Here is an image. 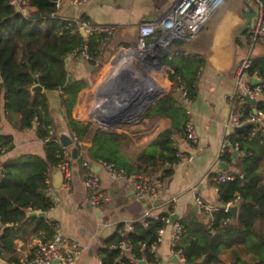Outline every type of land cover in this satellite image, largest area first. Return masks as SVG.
<instances>
[{"label": "crops", "instance_id": "1", "mask_svg": "<svg viewBox=\"0 0 264 264\" xmlns=\"http://www.w3.org/2000/svg\"><path fill=\"white\" fill-rule=\"evenodd\" d=\"M28 1H21L20 3L24 4ZM175 1L89 0L82 5L75 6L71 4V0H58L57 17L74 21L79 26L82 23L80 21H83L93 25H110L114 27L112 34L107 39L105 38L97 67H92L84 59L81 61V58H70L65 65L69 76L82 79L87 83V86L78 94L71 112L72 118L81 123L89 124L94 129L123 135L124 140L120 146V152L129 163L135 162L139 152L160 131L170 126V119L166 116L154 114L148 118H142L146 110L150 109L157 100L163 98L161 94L165 84L161 83L152 74L151 79H146L149 83L148 89L154 92L159 90V98L151 103L131 124L108 128L103 126L100 121L101 110L105 105L103 79L110 78L115 69H119L120 65L118 66V64L121 60L128 56H134L131 52L120 56L122 50L117 55L116 53L120 46H133L135 44L138 36V25L142 22L158 20ZM231 2L237 8L236 12L233 10L226 17L228 21L227 28L234 27L236 30L234 41L232 39L235 46L233 51H231L232 49H224L229 45V39L224 37V32H216L212 39H206L202 43L198 42V35L192 40L174 41L169 47L170 54L174 55V58L169 59L167 55L162 58L165 63L163 72L158 64L150 62L151 69H157L159 73H165V76L172 73L176 75L180 70L177 68V56L174 51L181 52L184 56L195 57L203 62L198 69V77L194 83L195 94L193 98L188 102H181V96L176 93L185 111L191 112L199 136V142L191 146L178 133L175 135L177 147L186 154H191L192 158L190 160H179L174 164L171 167L170 176L162 180V187L158 195L150 199H139L135 195L133 185L129 180L113 177L107 170L101 168L97 172V176L100 180V189L105 194L106 199L97 207L90 204L84 186V179L89 169L83 168L78 159L70 162V178L68 180L64 179L57 166L50 167L47 173L45 193L51 197L53 205L48 211L44 212L43 217H33L28 215L33 210L18 208V204L14 203L13 216L15 220L11 225H13L16 232L15 245L11 254H5L4 257L0 255V264H11L13 260L17 261L21 257L30 254L38 241L53 236L51 235L52 229L45 230L41 226V219L57 224L61 233L80 245L81 252L75 264H100L98 250L115 232L116 228L123 224L125 229L128 223L139 220L145 217L146 214L152 216L160 214L171 216L174 214L176 215L175 219L185 218L205 225L211 221L212 214L209 215V213L202 210L197 205L196 198H200L212 209V212L223 207L218 198L215 184L217 181L212 180L211 176L237 173L238 161L242 156V153L237 151L236 157H233L232 150L229 148L230 140L239 136L240 132H235L228 123L230 112L236 107L235 104L232 105L229 102V97L236 91L232 68L234 69L237 61L248 51L245 48H238L239 44L237 43L240 36H237V31L244 21L243 9L247 7L246 2L243 0H231ZM25 8L28 11H34L33 7ZM203 30L208 31L209 27L206 25ZM242 38L244 41L245 33ZM251 54H253V51ZM260 54H264V43L261 44L254 56ZM119 56L121 59H118ZM142 63L141 68L148 71L149 66L147 67L146 60ZM166 64L171 68L167 67ZM100 67H102L101 72L98 71ZM165 80L169 87L172 86L171 90L174 82L172 84L168 77ZM41 92L46 95L55 133L59 136V139L60 135L63 134L70 137L72 133L67 124L60 90L43 89ZM98 100L103 101V105L96 108ZM5 114L2 112L0 134L12 135L13 141L12 146L0 155V166L23 155L44 156V143L36 135V124H33L34 127L18 130L13 127ZM260 143L264 146L262 140H260ZM89 144L87 138L81 142L83 147H88ZM221 152L223 154L229 153L230 159L227 161L222 159L223 155L221 157L219 155ZM224 165L227 166L226 169H224ZM10 168L12 176L20 173V168L17 165H12ZM160 174L161 170L155 173H147L150 180H154ZM59 183L60 185H58ZM9 188L12 190L14 186H9ZM173 224L170 223V220L168 221L160 242L154 248L159 264H184L183 259L176 256L171 249ZM53 233L54 231H52ZM123 254L129 256L128 250L124 251ZM9 257L13 259L9 260ZM247 260L251 262V259ZM145 264L147 263L145 262ZM213 264H232L231 250H222L219 260Z\"/></svg>", "mask_w": 264, "mask_h": 264}, {"label": "trees", "instance_id": "2", "mask_svg": "<svg viewBox=\"0 0 264 264\" xmlns=\"http://www.w3.org/2000/svg\"><path fill=\"white\" fill-rule=\"evenodd\" d=\"M55 2L56 0H29L27 3H20L21 10L33 7L31 14L40 12L42 16L51 15L41 20H29L21 11H16L11 0H0V123L3 112L18 130L31 128L36 124L38 138L44 139L52 132L59 139L54 131L46 95L31 88L37 83L44 90H60L70 132L77 136L78 141L82 142L87 138L90 142L88 147L78 145L83 151L78 158L83 168H87L83 166L84 158H90L97 163L112 164L126 175L140 171L147 175L161 170V174L155 179L164 180L170 176L171 167L179 160L175 135L178 133L184 137L183 127L187 119V113L181 104L184 100L181 99L180 102L176 93L181 98L183 93L188 100L193 98L194 83L203 62L174 51L177 68L180 69L174 83L182 88H172L142 115V118L154 114L166 116L170 119V126L160 131L139 152L135 162L129 163L120 152L123 135L94 129L71 116L78 94L87 83L69 76L64 60L72 52L79 54L83 46H86L89 58L87 61L90 64L97 62L106 35L92 32L83 36L76 22L57 17ZM253 71L264 79V54H251L250 72ZM172 75L173 73L169 76L170 81ZM167 90L165 84L161 95ZM158 95L159 90L155 97ZM247 105L252 106L250 103ZM254 105L263 108L264 102H256ZM239 134L230 140L232 145L238 144L237 150L242 153L237 165L238 172L233 174L234 178L231 180L215 183L223 207L212 212V220L206 225L185 218L174 220L181 226L182 234L173 250L181 251L184 264H213L219 260L224 249L231 250L232 264L264 263V146L260 143V140L264 143V133L257 131L249 137L244 130ZM12 141V135L0 134V149L6 146V152L12 146ZM61 154L59 142L47 141L44 143V156L23 155L0 166V255L3 257L11 254L15 245L16 232L11 225L15 220L14 203L18 204V208L40 212L48 211L53 205L51 197L44 191L47 189L48 169L58 164ZM222 159L229 160V153L223 154ZM12 165L20 168L18 175L12 176ZM9 186H14V189L10 190ZM237 196L240 200L235 203L238 210L234 221L224 205L233 202ZM169 217V214H160L157 218L147 215L131 222L132 231L123 235L121 232L124 225L120 224L98 250L100 264H136L140 260L147 264L159 262L151 247L158 245V230L168 224ZM40 224L45 230L52 229L51 235L54 234V229L45 220L41 219ZM121 241L127 243L129 256L119 248ZM247 259H251V262ZM14 262L16 260L12 261Z\"/></svg>", "mask_w": 264, "mask_h": 264}, {"label": "built area", "instance_id": "3", "mask_svg": "<svg viewBox=\"0 0 264 264\" xmlns=\"http://www.w3.org/2000/svg\"><path fill=\"white\" fill-rule=\"evenodd\" d=\"M89 0H71V4L79 6ZM225 0H176L172 3L161 18L158 20L142 22L138 25V36L133 46H120L116 55L120 50L131 49L139 50L143 58L158 59V54L162 49L168 48L173 44L175 40L186 41L194 39L198 33L203 29L211 15L222 6ZM254 9V15L252 16L250 25L245 31V42L248 47L247 53L241 57L234 66L233 76L236 86V91L229 97V102L232 105H236L230 112L229 126L231 128H245L247 135L250 137L257 131L264 133V107H255L256 102H264V79L258 72H250L251 66V53L257 43H264V2L263 0H243ZM11 3L15 6H19L17 0H11ZM58 0L55 2V8L58 9ZM21 12L28 19L31 14L28 10L22 9ZM83 28L85 33H104L106 39L112 34L114 27L110 25H93L89 22L80 23L79 29ZM80 31V30H79ZM104 43L102 44V46ZM69 59H84L88 60L86 53V46H83L82 51L77 54L75 52L70 53L67 56ZM169 59L174 58V55L170 53L167 55ZM138 62V61H137ZM150 62V61H149ZM92 67L98 66V61L91 64ZM167 67L171 68L166 64ZM173 70V69H172ZM176 75L173 74L172 78ZM258 80L257 83L252 84V80ZM182 86L173 85V89L181 90ZM61 92V91H60ZM62 93V92H61ZM246 96L254 100V104L249 107L246 100ZM182 99L184 102H188V99L183 93ZM187 112V119L183 127V139L191 146L196 145L199 142V136L196 131L193 116L190 111ZM72 145L77 146L81 144L78 141L77 136L72 134L70 136ZM42 143L47 141L59 142L62 154L61 159L56 165L62 172L64 179L70 178L69 165L70 158V146H63L57 136L50 132L49 136L41 139ZM238 144L233 145V149L237 150ZM6 146L0 149V154L6 150ZM238 151V150H237ZM83 151L78 148V156L82 155ZM177 157L179 160H190L191 154H186L178 148ZM220 157L223 155L221 152ZM178 160V161H179ZM102 168L107 170L113 177L126 178L129 180L134 188L135 195L139 199L155 198L160 188L162 187V181L160 179L150 180L145 172L140 171L135 174L126 175L122 170H117L112 164L99 163ZM83 166L89 169L84 179V186L88 194L89 202L92 206L97 207L101 205L102 201L106 199L105 194L100 189V180L97 173L92 172L91 166L88 160L84 158ZM234 178L232 174H217L212 175L211 179L214 181L231 180ZM240 200L237 196L233 202H228L224 205L226 210L228 206L234 205ZM197 205L209 215L212 214V209L206 205L200 198H196ZM149 214H146V216ZM212 216V215H211ZM157 218V216H154ZM212 220V217H210ZM174 231L171 238L172 252L183 259V255L180 250L174 252L173 248L178 243L182 234L181 226L177 222H173ZM48 226L54 229L52 237L38 241L30 254L25 255L11 264H75L78 256L80 255V245L70 237L61 233L59 226L53 222H47ZM133 227L131 223L125 226L121 235L127 231H132ZM164 228L158 230L157 242L161 240V235ZM122 252L128 250V245L125 241H121L118 244ZM155 245L151 247L154 251ZM1 253V247H0ZM159 264V262L151 263ZM264 264V263H262Z\"/></svg>", "mask_w": 264, "mask_h": 264}, {"label": "water", "instance_id": "4", "mask_svg": "<svg viewBox=\"0 0 264 264\" xmlns=\"http://www.w3.org/2000/svg\"><path fill=\"white\" fill-rule=\"evenodd\" d=\"M246 9H243V17L244 21L242 25L238 28L237 36L245 33L248 29L252 16L254 15V9L246 3ZM17 12H20L21 9L19 6H15ZM45 17H51V15L42 16L40 12H36L30 14L28 16L29 20H41ZM80 32L83 36H86V33L83 28H80ZM179 42V40H175ZM170 53V49L165 48L162 49L158 54V58L162 59L166 55ZM65 63H68L69 58H65ZM83 61V59H81ZM149 63V62H148ZM92 68V67H91ZM132 70L117 69L114 73H112L110 78H104L102 86L104 87V96H105V105L101 110L100 121L102 125L108 128L114 126L128 125L131 124L140 114L153 102L157 99L155 98L156 92L151 89H147L148 85L141 84L140 79L137 78L133 74ZM258 80L253 79L252 84L257 83ZM146 87V88H145ZM33 91L38 90L42 91L43 87L39 84H35L31 88ZM144 90V91H143ZM120 99L116 101V99ZM246 100L250 104H254V100L246 96ZM34 127V126H33ZM245 128L235 129V132H242ZM60 142L63 146H70V158L71 160H77L78 156V148L75 145H72V141L68 135H60ZM229 148L232 150L233 157H236L237 150L233 149V145H229ZM88 163L91 166V170L94 173H97L102 167L99 163L88 159ZM227 166L224 165V169ZM60 185V183L58 184ZM46 192V191H44ZM237 204L230 205L227 207L226 211L230 213L232 219L235 221L237 219ZM33 217H43L45 215L44 212L32 211L28 214ZM176 218V215L170 216V223H173ZM177 261L176 258H174ZM136 264H145V261L140 260Z\"/></svg>", "mask_w": 264, "mask_h": 264}, {"label": "rangeland", "instance_id": "5", "mask_svg": "<svg viewBox=\"0 0 264 264\" xmlns=\"http://www.w3.org/2000/svg\"><path fill=\"white\" fill-rule=\"evenodd\" d=\"M21 1H26V0H17V2H18V4H20V2ZM24 9V8H23ZM26 10H28L27 8H25ZM233 10L236 12V10H237V8H236V6L231 2V0H225L224 1V3L222 4V6L218 9V11L209 19V21L208 22H206V24H205V26L207 25L208 27H209V30L207 31V30H201L199 33H198V42L199 43H202V42H205V40L206 39H209V38H213V35H214V33H216V32H220V33H222V32H224V37L225 38H227V39H229V45L228 46H226V47H224V49H226V50H231V51H233V48L235 47L234 46V37H235V35H236V30H235V28L234 27H231L230 29L229 28H227V24H228V21H227V19H226V17L228 16V14H231V13H229V12H233ZM30 12V11H29ZM204 28V27H203ZM243 35H244V33L243 34H241L240 36H239V38H238V41H237V43L239 44V46H238V48H241V49H243V48H245V49H248V47H247V44H246V42H245V39H244V41H243ZM232 39H233V41H232ZM261 44L262 43H257L256 44V46H255V48H254V50H253V56L255 55V52L256 51H258V49L261 47ZM235 49V48H234ZM123 50H125V49H123ZM122 50V51H123ZM121 51V52H122ZM120 52V53H121ZM133 54V53H132ZM131 54V55H132ZM121 59V58H120ZM126 60V58H124L123 60H121L120 61V64H118V66L119 65H121L124 61ZM143 63L141 62V63H138L137 61H136V63L134 64V68H133V70L134 69H139L141 72H142V74H143V76L146 78V79H151L152 78V74L153 75H155V77H157V79L161 82V83H163V84H166V78L168 77V79H169V75L170 74H167L168 76H165L164 74L165 73H159V70H157V69H151L152 68V65H151V63L149 64V70L148 71H145L143 68H141V65H142ZM100 70H102V67H100L99 68V70L98 71H100ZM233 68H232V75H233ZM107 71H108V69H107ZM101 72V71H100ZM97 73H99V72H97ZM175 78V77H174ZM174 78H172V84H173V82H174ZM101 81V80H100ZM168 87H169V84H166ZM172 86L170 85V87H169V89H168V91L163 95V96H161V97H164L168 92H169V90H170V88H171ZM160 97V98H161ZM97 102V101H96Z\"/></svg>", "mask_w": 264, "mask_h": 264}, {"label": "bare ground", "instance_id": "6", "mask_svg": "<svg viewBox=\"0 0 264 264\" xmlns=\"http://www.w3.org/2000/svg\"><path fill=\"white\" fill-rule=\"evenodd\" d=\"M127 52H131V53H133L134 54V56H128L127 58H126V60L120 65V67H119V70H122L123 68L124 69H126V70H132L134 73V75L135 76H137V78L138 79H140V86H141V84H145V86H147L148 88H149V83L146 81V78L143 76V74H142V72L141 71H139L138 69H134L133 70V68H134V64L136 63V61H138V63H141L142 61H144V60H146V62H147V67L149 66V64H150V62L152 61L154 64H158V65H160V68H161V70H162V72H163V70L165 69V66H164V60L163 59H160V58H158V59H148V58H143L142 56H141V53H140V51L139 50H131V49H129V50H127V49H125V50H123L121 53H120V56H122V55H124V54H126ZM120 56L118 57V59L120 58ZM150 61V62H149ZM117 62V61H116ZM115 62V63H116ZM149 62V63H148ZM114 63V64H115ZM113 64V65H114ZM117 70V68L115 69V71ZM114 73V72H113ZM112 76V75H111ZM110 76V77H111ZM146 88V87H145ZM147 88V89H148ZM149 90V89H148ZM144 91V90H143ZM156 99H158L159 98V96L158 97H155ZM118 100H120L119 98H118ZM101 105H103V101H101V100H98V103H97V105H96V108H98L99 106H101Z\"/></svg>", "mask_w": 264, "mask_h": 264}]
</instances>
